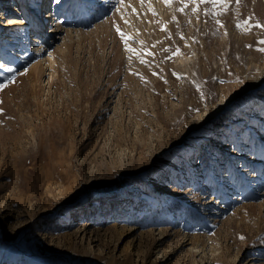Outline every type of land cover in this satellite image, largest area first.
Returning <instances> with one entry per match:
<instances>
[{"label": "rangeland", "instance_id": "obj_1", "mask_svg": "<svg viewBox=\"0 0 264 264\" xmlns=\"http://www.w3.org/2000/svg\"><path fill=\"white\" fill-rule=\"evenodd\" d=\"M16 1L0 264H264V0Z\"/></svg>", "mask_w": 264, "mask_h": 264}, {"label": "bare ground", "instance_id": "obj_2", "mask_svg": "<svg viewBox=\"0 0 264 264\" xmlns=\"http://www.w3.org/2000/svg\"><path fill=\"white\" fill-rule=\"evenodd\" d=\"M28 1L33 2L32 3L33 12H35V16H37V18H38L37 21L40 24L43 23V20L45 18H46L45 20H47L48 16H50L49 19H51V22H55L57 20L58 13L60 11H62V8L67 6L69 4V2H70V0H59V2H57V0H28ZM13 6H14V9H12V10H15V11L18 10L20 12V14L23 16V18L26 17V10L24 9L25 5H24L23 0L16 1ZM62 20H64V18ZM9 24L10 23L6 24V26L9 25ZM16 29L17 28H14V30H16ZM9 33H12V31L9 32ZM6 37H8V31L5 32L3 29L0 28V43L3 42V39L6 38ZM36 41H37L36 43L38 44V40H36ZM4 42H6V41H4ZM36 43L33 44V46L35 47V49H38ZM222 107L223 106H221L220 108L222 109ZM10 245L15 247L16 244L15 243H10Z\"/></svg>", "mask_w": 264, "mask_h": 264}, {"label": "snow or ice", "instance_id": "obj_3", "mask_svg": "<svg viewBox=\"0 0 264 264\" xmlns=\"http://www.w3.org/2000/svg\"><path fill=\"white\" fill-rule=\"evenodd\" d=\"M57 2H59V0H57ZM164 2L166 3V4H168V3H170L171 2V0H164ZM193 2H195V0H193ZM200 2L201 3H204V2H211V3H217V2H224V0H200ZM237 2H239V0H237ZM181 11H182V9H181ZM194 11H195V9H194ZM219 23V22H218ZM245 24L247 23V21H245L244 22ZM238 27H239V25H238ZM257 27H261V25H257ZM163 30V29H162ZM117 31H118V33H119V29H117ZM121 36H122V38L123 39H125V40H127V39H129L130 37H126V36H124L123 35V33H119ZM261 43H264V41H261ZM129 51H133L134 52V50L133 49H129ZM261 51H264V49H261ZM143 62V61H142ZM10 71H11V69H10ZM3 87V85H0V88H2Z\"/></svg>", "mask_w": 264, "mask_h": 264}]
</instances>
